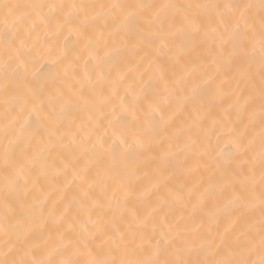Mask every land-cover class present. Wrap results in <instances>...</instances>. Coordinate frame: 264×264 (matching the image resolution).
<instances>
[{
	"label": "snow or ice",
	"instance_id": "obj_1",
	"mask_svg": "<svg viewBox=\"0 0 264 264\" xmlns=\"http://www.w3.org/2000/svg\"><path fill=\"white\" fill-rule=\"evenodd\" d=\"M0 264H264V0H0Z\"/></svg>",
	"mask_w": 264,
	"mask_h": 264
},
{
	"label": "bare ground",
	"instance_id": "obj_2",
	"mask_svg": "<svg viewBox=\"0 0 264 264\" xmlns=\"http://www.w3.org/2000/svg\"><path fill=\"white\" fill-rule=\"evenodd\" d=\"M258 2V0H254ZM55 69L50 63L40 61L35 67L29 69V78L35 80H42L46 75L54 73Z\"/></svg>",
	"mask_w": 264,
	"mask_h": 264
}]
</instances>
